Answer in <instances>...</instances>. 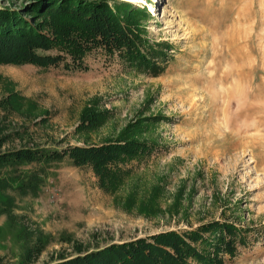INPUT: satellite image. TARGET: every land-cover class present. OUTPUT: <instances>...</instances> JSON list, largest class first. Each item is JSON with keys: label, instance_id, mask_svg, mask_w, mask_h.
<instances>
[{"label": "rangeland", "instance_id": "obj_1", "mask_svg": "<svg viewBox=\"0 0 264 264\" xmlns=\"http://www.w3.org/2000/svg\"><path fill=\"white\" fill-rule=\"evenodd\" d=\"M66 7L124 15L153 67L103 47L80 67L0 62V154L58 156L0 162V264L207 225L235 230L223 264H264V0H0V29L47 32ZM120 141L144 149L104 169L70 156Z\"/></svg>", "mask_w": 264, "mask_h": 264}, {"label": "trees", "instance_id": "obj_2", "mask_svg": "<svg viewBox=\"0 0 264 264\" xmlns=\"http://www.w3.org/2000/svg\"><path fill=\"white\" fill-rule=\"evenodd\" d=\"M89 12L86 15L88 18L79 20L78 23L68 22L61 17L62 13H67L72 19H78L76 16L80 12L76 8L66 7L48 13L45 16L53 17V20L51 29L47 32L45 29L37 32L38 29L26 19L11 26L8 21L14 22L16 18L4 17L1 23H4L5 28L0 29V62L31 64L46 69L67 56L70 64L80 67L87 51L103 47L110 54L119 52L130 62L144 63L146 69L153 67L152 63L143 57V46L138 33L130 28L128 21L123 18L124 15L118 17L114 16V13H107V20L101 22L104 19L98 14H102V11ZM58 45L63 49L56 50V56L50 55L49 52ZM137 145L120 141L100 147H73L69 152L71 157L80 155L83 160L90 159V162L104 169L106 164L117 162L123 156L130 158L138 155L144 148ZM37 154H40L39 158H58L54 153L47 156L42 155L43 152L21 150L0 154V162H10L22 157L34 158ZM221 231L225 234H221ZM234 232V228L229 225H207L193 232L165 233L152 236L148 240L112 245L91 253H78L72 260L62 264H223L224 255L230 260L236 254L232 240Z\"/></svg>", "mask_w": 264, "mask_h": 264}, {"label": "bare ground", "instance_id": "obj_3", "mask_svg": "<svg viewBox=\"0 0 264 264\" xmlns=\"http://www.w3.org/2000/svg\"><path fill=\"white\" fill-rule=\"evenodd\" d=\"M152 11H154L155 12V10L153 9Z\"/></svg>", "mask_w": 264, "mask_h": 264}]
</instances>
